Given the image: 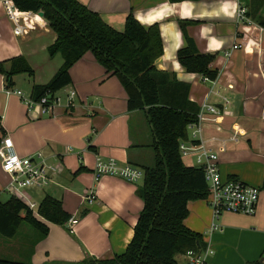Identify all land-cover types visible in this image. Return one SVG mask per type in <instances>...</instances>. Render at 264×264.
<instances>
[{
    "label": "crops",
    "instance_id": "1",
    "mask_svg": "<svg viewBox=\"0 0 264 264\" xmlns=\"http://www.w3.org/2000/svg\"><path fill=\"white\" fill-rule=\"evenodd\" d=\"M79 1L120 31L130 13L146 27L158 24L164 52L156 60L157 69L189 84L190 100L200 109L207 103L224 111L205 114L203 139L218 153L224 177L261 188L257 211L254 215L225 212L216 219L206 199L190 200L184 223L202 235L205 248L213 249L208 264H264V31L238 22V0ZM251 1H244L248 15L256 22L258 17L264 19V4L253 16ZM9 2L14 7L0 0V62L24 56L34 75L18 73L8 82L0 73V136L2 141L12 138L18 155L40 152L38 161L58 167L49 184L28 188L29 196L25 194L24 202L35 203V215L46 221L38 207L51 195L78 223L72 233L67 224L47 222L46 235L23 223L14 237L0 235V257L31 264H83L121 254L144 207L137 193L141 181L112 174L99 177L96 164L101 158L114 159L119 167L151 165V127L143 111L128 109V94L120 79L90 51L72 66V82L54 94L56 102L49 112L30 108L25 99L36 101L34 85L47 84L64 59L61 53L49 54L57 34L47 19ZM9 8L19 19L11 16ZM181 21L189 22L188 34L200 52L216 55L212 64L219 73L216 80L189 72L179 62L178 51L186 45ZM235 44L241 46L233 48ZM72 89L76 95L70 101ZM233 134L239 141L221 142ZM185 158L195 165L193 155ZM9 181L0 162L1 201L12 195L7 191ZM213 223L217 230H211ZM188 251L177 255V264H191Z\"/></svg>",
    "mask_w": 264,
    "mask_h": 264
},
{
    "label": "trees",
    "instance_id": "2",
    "mask_svg": "<svg viewBox=\"0 0 264 264\" xmlns=\"http://www.w3.org/2000/svg\"><path fill=\"white\" fill-rule=\"evenodd\" d=\"M21 11L44 12L50 28L57 34L48 47L49 54L61 53L63 64L45 85H34L35 100L48 92L54 94L72 82L70 69L88 51L108 73L117 76L128 94V109L143 111L151 127L153 163L144 165V177L137 193L144 200L126 250L111 258L90 259L94 264H177V255L188 250L205 248L202 235L184 223L190 200L205 199L208 193L202 168L188 165L180 153V142L189 137L187 125L196 121L200 107L190 100V86L178 81L169 72L160 71L156 60L164 45L158 24L144 26L132 13L120 31L79 0H13ZM264 0H252L254 15ZM249 15L251 13L249 12ZM264 26V19L258 17ZM188 21L180 25L186 45L179 49L178 60L189 72L216 80L218 71L212 64L215 54L202 53L187 31ZM0 73L11 82L14 75H34L24 56L0 62ZM0 131H3L0 117ZM2 137L0 136V144ZM264 188V182L263 186ZM39 219L23 200L11 195L0 200V235L14 237L23 223L42 235L49 224H66L71 214L62 202L46 195L38 207ZM70 231V230H69ZM0 264H31L0 257Z\"/></svg>",
    "mask_w": 264,
    "mask_h": 264
},
{
    "label": "built area",
    "instance_id": "3",
    "mask_svg": "<svg viewBox=\"0 0 264 264\" xmlns=\"http://www.w3.org/2000/svg\"><path fill=\"white\" fill-rule=\"evenodd\" d=\"M245 0H238V22L245 25L244 27L250 29L256 28L258 31H264V26L258 21H254L249 15ZM8 6L14 7L9 0H6ZM11 16L19 19L15 13ZM18 32H22L23 28L20 25L16 26ZM241 45L235 44L233 48H238ZM207 79V78H206ZM19 96L23 97L21 90L16 92ZM76 95L74 89L69 91V99L73 100ZM30 108L40 107L42 112H49L56 98L52 93L48 92L40 98V100L32 101L25 99ZM221 114L222 111L217 106L212 104L203 103L198 112L197 120L189 122L187 125L189 137L187 140L180 142V153L183 158L192 156L195 158V166L203 169L205 181L208 187L206 200L213 209L214 217L218 219L225 212L239 213L245 215H254L257 211L260 202L261 188L238 178L224 177L221 169L218 153L210 149L203 139L205 132V114ZM215 137H212L214 139ZM216 139V138H215ZM228 140L235 142L239 141L236 134L229 135L228 138L222 139V143ZM41 153L29 156H20L14 151V144L11 137H5L0 144V162L2 168L10 175V181L7 185V191L13 196L25 201L26 195L23 193L24 188H42L51 181V175L58 171L55 165H48L45 162L38 161L37 158ZM97 176L103 174L118 175L124 179L132 182H140L144 177L143 169L136 168L132 165H125L119 167L114 159L103 161L98 158L96 164ZM93 198L91 195L90 198ZM27 201V200H26ZM33 210L35 203L29 204ZM78 223V218L71 217L66 223L70 232H74V225ZM219 226L215 223L212 224L211 230H217ZM213 249L208 246L200 251L189 250L187 252L191 264H208V257L212 255Z\"/></svg>",
    "mask_w": 264,
    "mask_h": 264
},
{
    "label": "rangeland",
    "instance_id": "4",
    "mask_svg": "<svg viewBox=\"0 0 264 264\" xmlns=\"http://www.w3.org/2000/svg\"><path fill=\"white\" fill-rule=\"evenodd\" d=\"M149 142H150V139H149ZM185 163L188 164V165H192L193 162L189 161L188 158H185ZM141 183H142V181L140 182V184ZM23 190H24L23 193L26 194L27 196H29L28 188H24ZM85 264H94V263L87 262Z\"/></svg>",
    "mask_w": 264,
    "mask_h": 264
},
{
    "label": "water",
    "instance_id": "5",
    "mask_svg": "<svg viewBox=\"0 0 264 264\" xmlns=\"http://www.w3.org/2000/svg\"><path fill=\"white\" fill-rule=\"evenodd\" d=\"M38 14L42 17H44V12L43 11H39Z\"/></svg>",
    "mask_w": 264,
    "mask_h": 264
}]
</instances>
